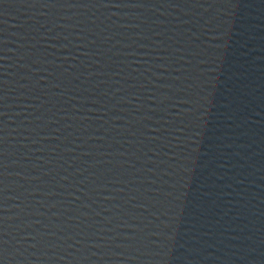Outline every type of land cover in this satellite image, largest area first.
Listing matches in <instances>:
<instances>
[{
  "label": "water",
  "instance_id": "water-1",
  "mask_svg": "<svg viewBox=\"0 0 264 264\" xmlns=\"http://www.w3.org/2000/svg\"><path fill=\"white\" fill-rule=\"evenodd\" d=\"M0 264H264V0H0Z\"/></svg>",
  "mask_w": 264,
  "mask_h": 264
}]
</instances>
